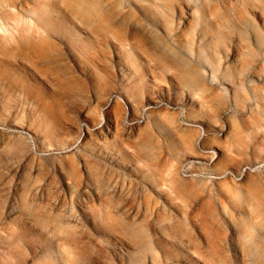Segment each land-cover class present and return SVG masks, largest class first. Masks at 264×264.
<instances>
[{"label":"rangeland","instance_id":"obj_1","mask_svg":"<svg viewBox=\"0 0 264 264\" xmlns=\"http://www.w3.org/2000/svg\"><path fill=\"white\" fill-rule=\"evenodd\" d=\"M264 264V0H0V264Z\"/></svg>","mask_w":264,"mask_h":264},{"label":"bare ground","instance_id":"obj_2","mask_svg":"<svg viewBox=\"0 0 264 264\" xmlns=\"http://www.w3.org/2000/svg\"><path fill=\"white\" fill-rule=\"evenodd\" d=\"M253 258H254L256 264H263L262 263V256H259L257 254H254L253 255Z\"/></svg>","mask_w":264,"mask_h":264}]
</instances>
